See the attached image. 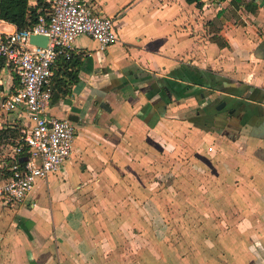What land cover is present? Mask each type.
<instances>
[{
  "label": "crops",
  "instance_id": "1",
  "mask_svg": "<svg viewBox=\"0 0 264 264\" xmlns=\"http://www.w3.org/2000/svg\"><path fill=\"white\" fill-rule=\"evenodd\" d=\"M87 1L96 12L116 18L119 39L101 49L89 35L79 36L74 50L81 61L79 81L72 84L71 95L59 91L49 109L77 129L60 170H67V162H79L83 172L53 198L49 188L57 174L39 178L19 205L36 225L32 237L18 228L14 237L34 253L49 242L53 256L50 251L36 264L43 259L49 264H138L140 256L106 255L97 227L81 214L80 192L103 185L105 194L132 204L137 197L177 199L182 205L192 201L193 214L200 218L193 230L210 237L208 243L189 242V253L181 245L178 264H264V0ZM17 29L0 19V35ZM17 86L15 73L0 60V101ZM171 94L181 110L176 116L169 108ZM21 114L0 110V129L21 126ZM172 136L177 138L172 158L178 188L156 194L157 181L151 177L167 164L154 162V142ZM13 149L9 141L0 143V171L9 165ZM188 158L194 164L192 177L185 174ZM161 183L166 185L164 178ZM111 184L120 185L125 195L118 187L109 190ZM8 208L0 201V221ZM121 211L133 220L139 209L136 204L133 210L115 209L122 222ZM9 237L1 233L0 241ZM167 257L149 251L144 264Z\"/></svg>",
  "mask_w": 264,
  "mask_h": 264
},
{
  "label": "built area",
  "instance_id": "2",
  "mask_svg": "<svg viewBox=\"0 0 264 264\" xmlns=\"http://www.w3.org/2000/svg\"><path fill=\"white\" fill-rule=\"evenodd\" d=\"M47 2V12L36 23L0 35V60L6 61L18 80L16 90L0 101V110L24 111L21 137L27 146L26 154L23 144L14 147L8 166L11 173L0 177V201L6 206L25 202L37 180L58 172L71 155L76 126L49 112L58 59L74 55L81 35L95 39L101 49L119 39L116 18L96 12L87 0ZM32 34L47 35V44L31 43Z\"/></svg>",
  "mask_w": 264,
  "mask_h": 264
},
{
  "label": "rangeland",
  "instance_id": "3",
  "mask_svg": "<svg viewBox=\"0 0 264 264\" xmlns=\"http://www.w3.org/2000/svg\"><path fill=\"white\" fill-rule=\"evenodd\" d=\"M170 98L172 102L169 108L171 113L176 116L181 112L177 103L178 97L171 94ZM186 119H188L189 122L199 124V122L194 121L192 118ZM154 143L157 144L153 147L154 162L158 161L157 164L159 165L160 163L165 162L167 167H164V165L163 168L158 167L154 170L153 175L155 177L157 176V180L152 176L151 181H157V186L155 184V186L153 185L157 188L153 190L157 194L158 192L160 193L164 191L162 188H168L169 190H174V188L177 189V185L174 184V177H178V174L173 167L174 159L172 158L176 152L174 145L177 143V138L176 136H172L167 141H160L159 139V141L157 140ZM166 145H168L167 148L165 147ZM186 160H188L186 162L188 169L185 170V174L192 177L194 164L189 158ZM66 167L67 170H59L55 173L57 176L51 179L49 196L52 198L55 197L53 193L57 192L58 188L67 187L70 182L75 183L73 180L79 178V175L77 174H82L83 172L79 162L76 166L67 162L65 168ZM182 174H184L183 171L181 172V175ZM162 178H164L166 185L161 183ZM170 181L172 183H170ZM169 185L172 186L169 187ZM109 186L108 189H111L113 192H116L115 189L118 187L120 191H122V194L125 195V192L120 185L111 184ZM96 187L97 186H95V188ZM78 188L82 191L84 187L79 186ZM183 189L185 188H181V191H184ZM105 190L107 189L104 188L103 185L99 186L97 189H94V187L88 188L86 192H80L78 203L80 204L79 208L81 214L85 217V221H89L88 224L97 227L98 236L101 237L104 243H106L107 248H105V252L103 250L106 255L121 253L122 256H131L133 258V255H136L143 259V261L140 260L138 264H144L145 257L149 255V251H152L154 257L161 255H163V257H167V255L169 258L173 257L171 261H169L168 257L167 259H162L160 262L155 259L153 264H178L176 259L182 251V246L183 252L189 253L191 251V248L188 247L189 242L203 240L208 243L210 237L209 233L203 231L199 233V231H196L197 234H195L193 230V226L199 223L200 218L193 214L194 210L191 205L192 201H190L191 204L182 205L177 199H171L170 201H163L161 199L158 201L155 199L152 201L150 198L143 200L140 197H137L136 201L132 202L136 204L137 209H139L138 215L136 213V216H132L133 220H129L125 218V214L121 211V222L119 221L120 217L116 216L115 209L121 207V209L133 210L134 204L126 199H114L110 193L109 195L108 193L105 194ZM191 192L192 187H190L189 193ZM119 203H121V206ZM19 205L20 204L9 206L6 215L3 216V222L0 221V235L3 233L6 237L10 236L8 241L4 242V244L2 243V240L0 241V264H36L35 262L37 260L42 261V257L50 251H52L50 255L53 256L54 254V249L50 246L48 241H46V245H43L44 247L41 248V253H34L32 246L25 241H21L20 238L14 237L13 232L15 231V228H18L21 231L20 234L23 236L27 234L29 237H32L31 231L33 227L36 226L33 223V219L28 217L27 214L25 215L24 211H21ZM178 205L180 206V209H178ZM101 209L104 211H101ZM88 224L86 223L84 225L87 226ZM17 239L18 241H16ZM91 239H93V237ZM130 242H132L131 245ZM119 244L120 246L115 247V245ZM179 247H181V249ZM204 250L205 252L208 251V249ZM216 252L217 254H221L223 250L217 249ZM37 254L42 256L37 258L35 257ZM43 261V264H49L46 262V259H43Z\"/></svg>",
  "mask_w": 264,
  "mask_h": 264
},
{
  "label": "trees",
  "instance_id": "4",
  "mask_svg": "<svg viewBox=\"0 0 264 264\" xmlns=\"http://www.w3.org/2000/svg\"><path fill=\"white\" fill-rule=\"evenodd\" d=\"M48 8L49 3L47 0H37L36 4H32L31 0H0V19L15 24L18 29H23L36 23L39 16L46 13ZM77 58L78 57L75 55L69 59L61 56L54 65L52 100L60 96L59 91H62L63 95L72 94V84L79 81L80 67H78V64H80L81 61ZM60 75L68 77L69 82L67 83L65 77L58 78ZM61 80L63 81L62 83ZM21 136V126L18 127L14 125L0 129V143L6 144V142L9 141L14 147L18 144H23L25 147L24 154H26L27 146ZM8 166L9 165L5 164L2 167L0 177H7L10 175L11 172Z\"/></svg>",
  "mask_w": 264,
  "mask_h": 264
},
{
  "label": "water",
  "instance_id": "5",
  "mask_svg": "<svg viewBox=\"0 0 264 264\" xmlns=\"http://www.w3.org/2000/svg\"><path fill=\"white\" fill-rule=\"evenodd\" d=\"M48 39H49L48 36L44 34H32L30 37L31 43L41 46H45L48 42Z\"/></svg>",
  "mask_w": 264,
  "mask_h": 264
}]
</instances>
